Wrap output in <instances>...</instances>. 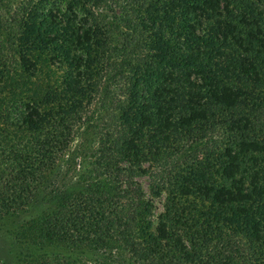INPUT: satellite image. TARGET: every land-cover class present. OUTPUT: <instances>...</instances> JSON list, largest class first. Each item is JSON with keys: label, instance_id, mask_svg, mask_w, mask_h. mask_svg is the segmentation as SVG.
Instances as JSON below:
<instances>
[{"label": "trees", "instance_id": "16d2710c", "mask_svg": "<svg viewBox=\"0 0 264 264\" xmlns=\"http://www.w3.org/2000/svg\"><path fill=\"white\" fill-rule=\"evenodd\" d=\"M83 129L89 170L59 188ZM50 194L15 264H264V0L0 15V219Z\"/></svg>", "mask_w": 264, "mask_h": 264}, {"label": "rangeland", "instance_id": "374dc122", "mask_svg": "<svg viewBox=\"0 0 264 264\" xmlns=\"http://www.w3.org/2000/svg\"><path fill=\"white\" fill-rule=\"evenodd\" d=\"M20 0H0V15L13 8ZM93 145L92 130L83 129L73 141L70 151L64 161L63 168L57 178L56 186L67 189L74 188L79 177L89 170L90 151ZM143 186L149 192L147 178H141ZM165 196L156 199V213L163 210ZM54 199L50 195L35 202L26 211L16 213L0 219V259L7 264L18 263L21 255L26 253V244L23 239L14 238L29 223L35 220L46 208L53 205ZM47 251L53 254H64L76 257L80 251L89 252L87 249H72L63 244H49ZM90 255V254H87ZM86 256V255H85Z\"/></svg>", "mask_w": 264, "mask_h": 264}]
</instances>
